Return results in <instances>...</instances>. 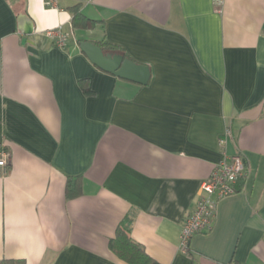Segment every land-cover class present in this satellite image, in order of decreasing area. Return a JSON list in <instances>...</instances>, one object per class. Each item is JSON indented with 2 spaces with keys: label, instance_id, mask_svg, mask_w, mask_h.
Wrapping results in <instances>:
<instances>
[{
  "label": "crops",
  "instance_id": "1",
  "mask_svg": "<svg viewBox=\"0 0 264 264\" xmlns=\"http://www.w3.org/2000/svg\"><path fill=\"white\" fill-rule=\"evenodd\" d=\"M78 3L93 27L72 29ZM57 26L62 47L46 36ZM79 39L119 47L148 83L103 71ZM1 151L0 259L126 264L108 243L127 217L159 264H264V0H0ZM233 155L246 175L188 255L181 224ZM75 175L82 193L66 200Z\"/></svg>",
  "mask_w": 264,
  "mask_h": 264
},
{
  "label": "built area",
  "instance_id": "2",
  "mask_svg": "<svg viewBox=\"0 0 264 264\" xmlns=\"http://www.w3.org/2000/svg\"><path fill=\"white\" fill-rule=\"evenodd\" d=\"M50 5H56L57 0H48ZM46 36L57 46H63L66 34L61 26L46 30ZM231 130L226 128L218 139L221 149L231 137ZM5 152H0V166L6 165ZM246 175L245 161L240 155H233L227 160L219 161L211 174L201 183L197 200L193 210L185 217L181 224L180 246L184 253L189 250V242L193 235L210 230L214 216L215 206L219 199L236 192V184Z\"/></svg>",
  "mask_w": 264,
  "mask_h": 264
},
{
  "label": "trees",
  "instance_id": "3",
  "mask_svg": "<svg viewBox=\"0 0 264 264\" xmlns=\"http://www.w3.org/2000/svg\"><path fill=\"white\" fill-rule=\"evenodd\" d=\"M80 4L73 5L69 7L71 18V27L74 31L85 30L90 25L93 27L95 25V20L88 19L79 9ZM86 41L79 39L77 42ZM94 43V42H93ZM100 46L104 53H118L123 55L124 58L131 59L125 52H123L119 47L112 45L108 42L95 43ZM134 61L133 59H131ZM136 62V61H134ZM79 86L84 93L90 94L88 89L87 80H79ZM241 183V180L238 182ZM237 185V184H236ZM236 191H238L236 186ZM82 193V176H68L66 177L64 186V197L66 200L73 199L80 196ZM130 224L129 218L125 217L117 226L115 235L109 240V249L116 255L120 260L126 264H159L150 258L142 246L132 240L130 235ZM186 254H190L188 250ZM0 264H26L24 259H0Z\"/></svg>",
  "mask_w": 264,
  "mask_h": 264
},
{
  "label": "water",
  "instance_id": "4",
  "mask_svg": "<svg viewBox=\"0 0 264 264\" xmlns=\"http://www.w3.org/2000/svg\"><path fill=\"white\" fill-rule=\"evenodd\" d=\"M17 28L24 35L31 34L34 31L32 20L26 14L18 15ZM79 48L94 65L103 71L119 78L134 81L140 85L148 83L150 70L147 65L134 62L127 57L124 58L123 55L118 53H104L100 46L91 41H81Z\"/></svg>",
  "mask_w": 264,
  "mask_h": 264
}]
</instances>
